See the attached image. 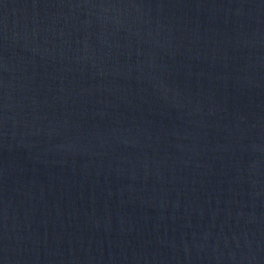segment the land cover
<instances>
[{
	"label": "water",
	"instance_id": "1",
	"mask_svg": "<svg viewBox=\"0 0 264 264\" xmlns=\"http://www.w3.org/2000/svg\"><path fill=\"white\" fill-rule=\"evenodd\" d=\"M0 264H264V0H0Z\"/></svg>",
	"mask_w": 264,
	"mask_h": 264
}]
</instances>
